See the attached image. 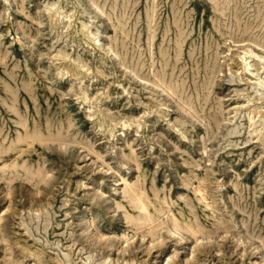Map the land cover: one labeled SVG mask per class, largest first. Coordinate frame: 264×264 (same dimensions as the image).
<instances>
[{
    "label": "rangeland",
    "instance_id": "1",
    "mask_svg": "<svg viewBox=\"0 0 264 264\" xmlns=\"http://www.w3.org/2000/svg\"><path fill=\"white\" fill-rule=\"evenodd\" d=\"M168 256L264 264V0H0V264Z\"/></svg>",
    "mask_w": 264,
    "mask_h": 264
},
{
    "label": "bare ground",
    "instance_id": "2",
    "mask_svg": "<svg viewBox=\"0 0 264 264\" xmlns=\"http://www.w3.org/2000/svg\"><path fill=\"white\" fill-rule=\"evenodd\" d=\"M260 57V56H259ZM251 113V112H250ZM258 113V112H257ZM255 114V113H254ZM143 207V206H142ZM145 210V209H144ZM166 219H168L171 223H173V220H172V218L171 217H167ZM168 221V222H169ZM165 222V221H164ZM167 222V223H168ZM172 225V229H168V232H169V234L170 235H175L177 232V227L174 225V223L173 224H171ZM179 234V233H178ZM180 235V234H179ZM195 236V235H194ZM183 239V236H180V240H182ZM152 246H150L149 245V247H151V248H153L154 247V245H153V243L151 244ZM128 246V244L127 245H124V246H122L121 248H119L118 250L120 251V252H125L127 249H126V247ZM173 263V261H172V258H171V256H168V257H166V259H165V261L162 263V264H172Z\"/></svg>",
    "mask_w": 264,
    "mask_h": 264
}]
</instances>
